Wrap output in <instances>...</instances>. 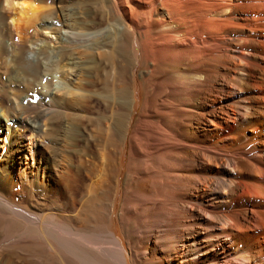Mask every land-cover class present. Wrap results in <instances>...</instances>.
Returning a JSON list of instances; mask_svg holds the SVG:
<instances>
[{"label": "bare ground", "instance_id": "1", "mask_svg": "<svg viewBox=\"0 0 264 264\" xmlns=\"http://www.w3.org/2000/svg\"><path fill=\"white\" fill-rule=\"evenodd\" d=\"M1 52L0 264H264V0H0Z\"/></svg>", "mask_w": 264, "mask_h": 264}, {"label": "rangeland", "instance_id": "2", "mask_svg": "<svg viewBox=\"0 0 264 264\" xmlns=\"http://www.w3.org/2000/svg\"><path fill=\"white\" fill-rule=\"evenodd\" d=\"M49 6V5H48ZM47 6V7H48ZM51 6H53L52 8H54L55 6L54 5H50L48 8H51ZM45 10L43 11V12H45L46 11V8H44ZM6 11H8L9 13H10V11L8 10V9H6ZM5 24L6 25H4V26H6V28H7V25L9 24V17L8 16H5ZM5 27L2 29V33L1 34H3L2 35V37L3 38H5L6 36H5V33H6V31H7V29H6ZM3 42V45H2V49H1V51L3 52V51H7V54L6 53H4L3 55V58L4 59H2V60H4L5 62H6V64H5V67H7V68H11L12 66H11V59H12V56L11 55H9V52H8V50H10L11 51V49H12V46H11V44H9V41L8 40H6V38H5V41L3 40L2 41ZM6 45V46H5ZM2 52L0 53L1 55H0V57L2 56ZM10 65V66H9ZM5 73V72H4ZM7 73V72H6ZM6 73H5V75H6ZM5 77V76H4ZM10 85H11V87L13 88V87H15V85L13 84V83H10ZM19 88H21V87H19ZM23 89V88H22ZM28 91V90H27ZM27 91H24L22 94H21V96L19 97V96H17V97H14V99L12 98L11 99V104H12V106H16L17 105V103H18V105L20 106L21 104H27L28 102H30L31 100H32V98H34L35 97V95H36V92H37V88L35 87H33L32 89H29V91L27 92ZM35 91V92H34ZM26 93V94H25ZM35 94V95H34ZM23 95V96H22ZM27 96V97H25V96ZM20 99V100H17V99ZM16 99V100H15ZM17 102V103H16ZM22 106V105H21ZM0 118H1V120H3V124H6V122H5V119H3V117L0 115ZM9 121H11V120H9ZM7 125L8 126H10L11 124H8V122H7ZM3 132H6L5 130L3 131ZM2 141H3V135L1 134L0 135V144H2ZM30 142V143H29ZM31 142H32V140L30 139V138H24L23 140H22V143H23V145L25 146V150H27V148H29L30 146H31ZM2 154V153H1ZM16 166V168H15V171H14V174L16 173H18L19 171H20V165H15ZM15 174V175H16ZM14 191H15V189H14Z\"/></svg>", "mask_w": 264, "mask_h": 264}]
</instances>
